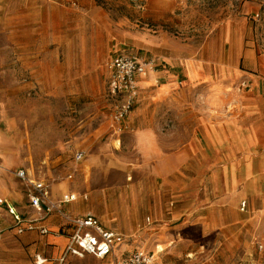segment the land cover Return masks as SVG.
<instances>
[{
    "label": "rangeland",
    "instance_id": "1",
    "mask_svg": "<svg viewBox=\"0 0 264 264\" xmlns=\"http://www.w3.org/2000/svg\"><path fill=\"white\" fill-rule=\"evenodd\" d=\"M255 4L264 5V0H190L156 18L135 0H83L80 8L58 0L56 13L13 12L9 20L1 15L0 167L11 162L13 173L25 167L46 176L58 200L69 191L88 193V200L77 201L79 207L93 204L90 211L104 225L125 226L117 252L128 245L126 255L150 252L155 264H264V208H229L221 229L196 225L187 215L174 221L170 208H126L119 222L118 210L104 208V185L126 188L129 175L142 183L150 173L141 168L139 156L119 161L115 146L109 145L111 134L98 130L107 128L113 107L108 63L117 51L162 56L161 46L168 45L163 48L169 53L200 58L205 44L210 53L225 44L231 23L239 30L245 8ZM259 34L264 37V26ZM43 45L58 46V78L37 83L33 77L40 65L30 56ZM77 149L86 152L79 164ZM62 256L56 264H69L62 263Z\"/></svg>",
    "mask_w": 264,
    "mask_h": 264
},
{
    "label": "crops",
    "instance_id": "2",
    "mask_svg": "<svg viewBox=\"0 0 264 264\" xmlns=\"http://www.w3.org/2000/svg\"><path fill=\"white\" fill-rule=\"evenodd\" d=\"M144 1L148 11L163 18L190 0ZM82 2L73 6L80 8ZM13 12L56 13L58 0H0V19L1 15L11 19ZM243 13L244 25L235 32L231 23L225 44L215 47L216 54L210 53V44L202 47L200 58L169 53L163 48L168 45L161 46L162 56L138 50L159 56L162 61L158 70L140 80L139 101L121 132L113 130L110 115L107 128L98 129L111 134L109 145L115 146L113 152L119 161L139 156L141 168L150 173L142 183H135L129 175L126 188L104 185V208L118 210L119 222L126 208H170L174 221L187 215L196 225L221 229L223 213L229 208L237 212L243 202L245 208H264V37L259 34L264 26V5L246 7ZM259 13L261 19L255 20ZM36 53L30 56L40 65L33 79L37 83L45 78L57 79L58 46H39ZM244 81L249 82L248 89L241 88V84L235 87ZM29 189L25 180L11 172V162H4L0 167V264H38V256L45 259L43 264H56L58 257L66 253L73 218L94 208L93 204L79 207L77 201L88 200V193L69 191L66 194L78 193L80 198L62 204L61 211L38 222L47 226L49 233L38 229L19 232L18 218H42L44 214L32 206ZM83 194L88 198L81 197ZM54 195L52 185V198L59 201ZM102 224L126 237L119 232L125 226ZM137 225L135 219L130 231ZM128 247L124 245L122 252L116 247L114 254L126 256ZM111 256L69 253L66 260L69 264H111Z\"/></svg>",
    "mask_w": 264,
    "mask_h": 264
},
{
    "label": "built area",
    "instance_id": "3",
    "mask_svg": "<svg viewBox=\"0 0 264 264\" xmlns=\"http://www.w3.org/2000/svg\"><path fill=\"white\" fill-rule=\"evenodd\" d=\"M139 7H144V0H135ZM74 6H77L79 0H69ZM262 15L256 14L255 20L261 19ZM161 58L155 55H145L138 50L122 49L119 50L108 63V89L109 96L113 101V107L110 114L111 126L115 132H121L123 123L130 115L140 98V80L149 73L158 70L161 64ZM247 81L241 83V88H249ZM86 152L77 150L74 154L76 164L82 162ZM76 168L74 171H77ZM18 177L25 180L29 185L28 196L32 206L43 210L42 218H18V231L38 229L41 233H49L45 225H39L45 217L55 211H61L62 204L76 201L80 198L78 193L65 194L61 200L55 201L52 198V183L46 177H39L36 174L29 173L26 169L20 168L16 171ZM69 178H73L70 174ZM87 199L86 194L81 195ZM246 207V202L242 204ZM72 232L69 234V244L66 253L62 256V263L66 261L67 254H73L83 257L90 253L97 257L104 258L115 253L116 247L121 243L124 237L118 232L106 228L101 223L97 215L88 212L85 215L74 217ZM44 258L38 256L37 263L43 264ZM111 264H155L154 255L150 252L135 251L129 255L115 257Z\"/></svg>",
    "mask_w": 264,
    "mask_h": 264
},
{
    "label": "bare ground",
    "instance_id": "4",
    "mask_svg": "<svg viewBox=\"0 0 264 264\" xmlns=\"http://www.w3.org/2000/svg\"><path fill=\"white\" fill-rule=\"evenodd\" d=\"M6 144V143H5ZM162 248V247H161Z\"/></svg>",
    "mask_w": 264,
    "mask_h": 264
}]
</instances>
